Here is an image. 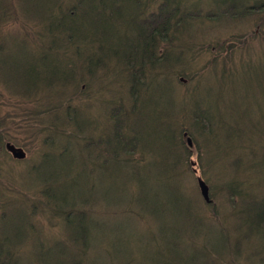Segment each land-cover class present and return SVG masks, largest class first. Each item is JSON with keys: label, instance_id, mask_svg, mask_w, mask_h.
<instances>
[{"label": "trees", "instance_id": "1", "mask_svg": "<svg viewBox=\"0 0 264 264\" xmlns=\"http://www.w3.org/2000/svg\"><path fill=\"white\" fill-rule=\"evenodd\" d=\"M123 1L128 5L122 7ZM48 2L31 14L44 29L38 51L51 50L58 67L39 62L35 69L40 73L19 70L12 82H1L2 90L5 86L18 97L8 109L24 106L10 114L33 119L37 126L39 150L29 160L46 177L35 194L33 217L40 213L49 227L61 221L65 232L45 247L40 241L42 251L68 244L70 258L61 264H136L142 259L148 264H264V250L250 243L257 238L264 243V0H220L208 10L177 0H60L55 9ZM4 4L0 50L4 22L10 21L3 15ZM89 6L114 21L111 49L95 40L94 26L79 24L78 16ZM61 20L68 21L57 28ZM204 21L226 30L208 41L203 24L197 25ZM201 64L208 69L197 72ZM184 76L188 82L180 85L178 78ZM4 99L0 94V108ZM97 99L99 114H90ZM96 118L98 125L85 124ZM149 143H158L160 150H151ZM56 159L64 166H55ZM148 165L155 184L164 186L152 193L141 187L145 179L139 176ZM194 170L208 187V204L198 195L196 178L191 189L183 183L195 177ZM128 182L137 185L140 201L152 208L141 211L107 201ZM10 186L8 181L7 187L0 185L1 195L11 193ZM163 200L172 209L158 203ZM98 201L115 216L112 229L119 238L145 235L144 256L138 250L124 255L123 248L106 249L101 242L97 249L91 229L99 221L93 216ZM4 214L0 196V219ZM206 231L220 232L221 251L207 248ZM0 242L11 246L4 236ZM182 245L192 254L179 251ZM3 247L0 264H6L1 251L8 256ZM54 261L47 264H58Z\"/></svg>", "mask_w": 264, "mask_h": 264}, {"label": "rangeland", "instance_id": "2", "mask_svg": "<svg viewBox=\"0 0 264 264\" xmlns=\"http://www.w3.org/2000/svg\"><path fill=\"white\" fill-rule=\"evenodd\" d=\"M1 1H4L12 6L11 12L13 14V19L9 22H4L5 26L2 29V34L4 37V50L2 51L3 53L0 56V66L4 64V59L11 61L16 64V68L14 72H17L20 70V68L25 66L27 62V57L29 56L31 64H34L29 67V71L33 70V67H37V65H39L40 63H42L43 66L45 67H50V68L58 67L56 64L58 62V58L55 57V60L50 59L52 56H54L51 50L49 49L46 50V47H43L38 52L36 45H39V39H41L44 29L40 27V23H41L40 19L34 20V17H32L31 14V12L35 8H41L42 10L45 9L43 7L49 5L48 2L49 0H0V2ZM51 1H52V5H55V7H53L52 9H55L58 5L62 4L60 0H56L54 2L53 0ZM177 1H178L177 3H179L178 5H181L180 3L185 1L184 3L186 4V6H191V7L197 4L195 3V0H177ZM218 1L220 0H200L198 2H200L202 5L200 9L204 8L205 10H208L210 7L214 6ZM120 5H121V1L116 2V6L119 7ZM126 5H128V3L126 1H123L122 7ZM90 6L88 9L86 8V10H83L81 12L82 14L80 17L78 16L79 24L82 26V28L85 26H94L96 28V32H94L95 40H97L99 44L103 43V45L109 46V48L111 49V46L114 44L112 43V36L113 33L116 34V30L114 28V21H112L111 19H109L108 17L102 14H94V12L90 9ZM68 7L70 8L68 9L67 14L70 16L71 14L70 11L72 8L71 4H69ZM92 7L96 8L94 4ZM4 8L5 11L3 12V15L9 18L10 13L7 10L6 4H4ZM62 14H64V10L62 11ZM67 21L68 20H61L56 22V27L59 28V26H61L62 23ZM202 24H203L202 31L205 34L208 41H210L211 39V34L213 35H216V33L222 34L226 30L223 26L214 27L212 23H207V22H202V23L200 22L197 25L199 26ZM56 36L58 37L57 34H55V37ZM47 53L51 54L48 58H41L43 55ZM31 54L37 56L33 57ZM60 58H63V56H60ZM41 59H46V60L41 62ZM202 69L207 70L208 68H205L201 64L197 67V72L198 70L201 71ZM237 70L235 72V78H236V74H240V72ZM36 72L40 73V70L39 71L36 70ZM181 79L184 80L185 83L188 82L185 76L182 77ZM227 84H230V82H227ZM20 87H22V84H20ZM4 88L6 93V99L4 100L3 107L0 108V118H2L1 125L2 122L6 120V118L9 116L11 112L15 114H19L24 107L22 105L17 107L16 110L10 111L7 107V104L9 103L10 100H12V102L14 103L18 97L16 95L11 94L5 86ZM0 90H1V85H0ZM176 99H177L176 94H173L172 102L175 103ZM251 99L257 100L256 98H251ZM97 100H98L97 102L93 100L94 102L93 106L89 108L90 114H94V115L99 114V110L101 108V101L99 99ZM106 100L107 99L104 98V106L102 108L103 111L107 106ZM222 105L223 103H219L220 107ZM17 120L18 121L13 125H11L10 128L8 129L9 131L8 137L11 138L12 141L18 144L22 149L30 150L29 152H27V159L29 160L30 158L34 157L33 151L37 150L39 144L38 135H36L35 133V129L37 128V126L33 122V119L28 120L24 117H21L20 115H18ZM27 123L30 125L31 128L30 133H28L25 130V125ZM94 123L97 125L99 124L98 118L93 120L90 119L85 120V124L87 126L92 127V124ZM96 129L99 131L98 126H96ZM103 132L104 131H102L101 133ZM14 136H16V138H14ZM149 145L151 150H160L158 143L155 144L149 143ZM213 146L215 148V152L219 150V145L217 143H215ZM0 159L3 162L0 170V174H1L0 177L2 178V180L0 181V185H2L5 182L7 187V181H8L9 183H11L12 186H14L16 192L15 194L12 195L7 194L6 192H5L6 195H0L3 200V207L5 213L4 217L0 219V233L2 234L0 235V237L4 236L8 244L14 246V247H8L5 246V242L4 243L0 242V245L4 246L3 247L4 251H12L10 253V256L6 259H4V254L1 251L2 258L5 261L4 263L6 264H13V263L14 264H45L46 263L47 264L49 263V261L55 260L58 261V264H61V262L66 259V257L67 259L68 257L70 258L71 247L68 244L54 245L47 252H43L42 248H40L38 243L41 241L43 246L45 247L49 242V240L53 241L58 235H64L63 234L64 230L62 228L51 230V228L46 223L47 221L40 220L39 218L36 224H34L32 218L33 217L32 210H37L38 208L35 199V194L36 191L40 188L42 180L46 177V175L44 176L45 171H43L42 167L35 164L32 160H29L26 163H16V162H12L11 157L8 155L2 156L0 157ZM53 164L55 166L61 167L64 166L65 163L64 161H57L56 159V161L53 162ZM49 165L52 166L50 163ZM139 176L145 179L144 185L143 186L140 185V186L142 188H146L151 193L156 190H161L164 187L162 185L155 184L154 169L151 165H148L145 168L144 172H139ZM192 180L194 185L195 177L193 176L191 177L189 175V177H185V180L183 181L184 185L188 189L192 188ZM5 188L2 190V193L5 191ZM180 189L182 188L180 187ZM137 190L138 187L134 182L122 183L119 185V192L116 195L108 198L107 201L111 205H122L123 207L130 206L134 209L141 211H144L145 208H152L151 204L148 201L144 203L140 201V197L137 194ZM9 191H11V189H9ZM0 193H1V187H0ZM158 203H160L164 209H172V206H169L167 201L163 200V202H158ZM152 205L154 206L156 204H152ZM112 208H117V207L116 206L111 207L110 208L111 211ZM121 210L122 209L118 207L116 211H121ZM114 220H115L114 215L107 213V211L103 212L100 215V220L97 222L94 221L93 227L91 229V234L97 236L98 242L101 243L105 242V247L108 246L114 250L123 248V251L125 253L124 255H133L134 251L138 250L140 254L144 256L145 254L143 250L146 248L145 235L143 234V236H141V234H138L135 238L133 239L131 238L129 241H126L124 238L121 237L120 239L119 236L115 235L117 231L112 229ZM138 224H141V222ZM151 226L155 227V223H153ZM140 230L144 231L145 229L141 228ZM201 231H205V229L203 228ZM110 233L112 235H110ZM205 233H207L204 236V238L208 241L207 248L211 249V251L214 250L221 251L223 248L222 244L225 241L220 240L217 242L220 232L214 231L211 233L209 231H206ZM250 243L254 250L256 251L264 250V243L259 238L253 239L252 241H250ZM182 247L183 248H179V251L185 254H192V250L189 247H187L186 245H182ZM199 250L200 249H198V251ZM43 254H46V257H43ZM100 255L103 256L102 252H100ZM41 258L43 259V261ZM142 260H139L136 264H148L147 262L144 263ZM193 264H195V262ZM251 264H258V263H251Z\"/></svg>", "mask_w": 264, "mask_h": 264}, {"label": "flooded vegetation", "instance_id": "3", "mask_svg": "<svg viewBox=\"0 0 264 264\" xmlns=\"http://www.w3.org/2000/svg\"><path fill=\"white\" fill-rule=\"evenodd\" d=\"M7 8L9 7V4H6ZM3 50H0V56L2 55V52ZM6 52V51H5ZM39 52V51H38ZM37 52V53H38ZM48 54V53H47ZM45 54V55H47ZM32 55V54H31ZM33 57H36L37 55H32ZM31 65V61H30V57L28 56L27 57V62L25 64V66H23L22 68H20V71L21 70H24V72H26V70L29 68V66ZM26 67V68H25ZM12 69V62L11 61H8V60H5L4 59V64L1 68L0 66V84L2 81L4 80H11V82L13 81V79L11 78L10 76V70ZM9 76V77H8ZM3 85V84H2ZM0 94H3L5 97H6V93L4 90H0ZM5 100V99H4ZM3 100V101H4ZM18 115H15V114H9V116L6 118V120H4L2 122V128H3V133L5 135V140L2 141V144H3V147L6 149V145L8 143V134H9V131L8 129L10 128L11 125H13L14 123H16L18 120ZM9 121V123H8ZM26 130V129H25ZM14 138H16V136H14ZM24 150V149H23Z\"/></svg>", "mask_w": 264, "mask_h": 264}, {"label": "water", "instance_id": "4", "mask_svg": "<svg viewBox=\"0 0 264 264\" xmlns=\"http://www.w3.org/2000/svg\"><path fill=\"white\" fill-rule=\"evenodd\" d=\"M9 151L12 153L15 159H23L25 157V154L22 152V150H9ZM197 184H198V190H199L202 200L204 202H208L207 186L201 180H199Z\"/></svg>", "mask_w": 264, "mask_h": 264}, {"label": "bare ground", "instance_id": "5", "mask_svg": "<svg viewBox=\"0 0 264 264\" xmlns=\"http://www.w3.org/2000/svg\"><path fill=\"white\" fill-rule=\"evenodd\" d=\"M169 1H171V0H169ZM198 1H200V0H195V3H197V4L199 3V5H201V3L198 2ZM184 2H185V1H184ZM184 2H181L180 4H183ZM184 4H185V3H184ZM197 4H196V5H197ZM216 5H217V3H216L214 6H216ZM194 6H195V5H193L192 7H194ZM201 6H202V5H201ZM214 6H212V7H214ZM194 8H195V7H194ZM194 8H193V9H194ZM204 22H206V21H204ZM198 24H199V23H198ZM33 69H35V67H33ZM69 78H70V77H69Z\"/></svg>", "mask_w": 264, "mask_h": 264}]
</instances>
